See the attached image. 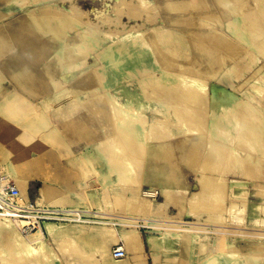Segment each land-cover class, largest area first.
I'll return each mask as SVG.
<instances>
[{
	"label": "rangeland",
	"instance_id": "obj_1",
	"mask_svg": "<svg viewBox=\"0 0 264 264\" xmlns=\"http://www.w3.org/2000/svg\"><path fill=\"white\" fill-rule=\"evenodd\" d=\"M151 1L155 5L150 4L146 8V10H149L146 13L145 9V11H142L135 6L138 0H25L23 1L25 3L22 4L11 0H0V176L8 179V182L14 183L25 195L28 194L31 199L37 201H39L38 199L44 191L50 196L67 200L63 205L76 207L81 205L101 212L100 215L110 216L111 218L117 217L118 221H124L123 219H126V217L138 214L150 215L149 210L131 207L128 200L122 202L120 198L117 199L122 194L126 198L131 193V186L136 183L129 176L126 177L129 178L130 182L127 179L120 178L118 183L119 177L124 175H120L117 168L115 170V168L109 167L107 165L108 161L102 158L96 147L98 141L106 135L119 136L118 140L122 137L120 131L115 128L117 117L110 109L104 108L102 110L99 107L98 97L88 92L84 93V90L94 87L100 89L97 91L98 94L105 91L101 82L105 76L102 67L106 62L103 57L98 55V47H105L113 40L128 34L144 33L141 35L142 40L144 39L143 41L148 47L143 43L141 47L144 50L141 51L145 52L143 54L144 60L152 63L151 69L147 70L148 73L145 70L148 75L144 73L145 76H140L142 74L138 71L126 72L124 67L118 63H121L128 53L125 55L124 52H121V54L118 50L110 51L111 63L107 68L111 73V84L106 90L110 91L120 102L128 103L133 109L139 111L145 128H148L151 122L169 116L173 122L170 125V133L168 132V135H170L168 138L171 141H177L187 135H202L205 141L203 145L208 150H206L205 157H202L200 145L191 144L188 147L191 149L190 151L178 142L175 144L176 146H172V150H169L171 155L168 158L164 156V151L161 153V159H156L151 153L155 150L157 140L150 139L148 143L151 146L145 148L143 150L144 155H142L145 165L140 193L142 194V189L146 185L156 187L162 192L159 183L152 180V175L155 171H160L163 176L164 172L168 170V166L163 161L169 163L171 169L176 171L173 175L168 176L169 179L177 182L180 180L182 183L189 185L191 190H197L202 186V183L200 184L198 180L202 174L200 173L202 169L199 170L200 165H202L208 174L211 175L212 173L213 175L207 181L214 179L215 181L219 180L220 183L221 180H225L227 186L225 194L228 205L231 201L237 204L240 203L236 197L240 193V188L248 190V220L246 223L238 224L233 219V211H225L224 217L227 218L219 222L213 221V218L210 217L211 220L207 219L209 215L207 209L196 210L194 211L196 215L193 214L185 201L190 192H187L180 185L168 187L175 192L176 197L174 200L176 202L173 200L171 204L165 205L162 214L157 215V217H167L166 212H168L181 220L199 221L207 225H214V227H218L217 225L237 227L238 225L240 226L238 228H248L245 231H251V229L264 225L260 222L264 218V211L256 209L258 204L264 206V192L263 195L258 194V190H264V167H262V165L264 166V152L261 151L264 150V136L260 132L261 130H256L260 143L255 145V139H251L254 136L252 134L253 137H249L251 136L249 135L251 130L247 126H237L230 129V139L228 140H226L224 130L213 129L209 126L213 116L212 110H220L223 106L233 105L237 101L246 100L249 103L251 102L260 110L259 112L264 114V93L256 94L252 91L251 86L253 81L259 78L261 69L264 70V32H262L264 26H261V24H264V5L262 4L264 0H259L260 2L257 0ZM71 5L86 11L87 13L84 14L85 20L90 21L84 23L81 27H65L63 29L65 38H59L56 31L51 27L50 29L38 27L30 16L32 9L33 13L41 15H43L42 12L46 14L50 10L52 13L55 12L54 15H57V9L70 8ZM46 7L48 8L43 10ZM136 8L142 11L141 14ZM118 11H121V13ZM237 13H242V16L246 18L244 17L242 22L239 23V26H241L238 27V30L240 31L237 30L238 33L237 31L233 33L231 30L233 24L230 23H232V18L237 16ZM257 14L258 16H256ZM181 17L186 18V20ZM249 17L251 19H248ZM254 17L258 22L253 20ZM172 18L178 20L181 18L182 22L172 20ZM245 20L247 22H244ZM245 27L248 28L246 32L244 31L246 30ZM261 27L262 30H255ZM252 29L257 31L256 33L253 32L254 34L260 32L259 36H262L258 37L252 34L258 42H255L256 40L251 41ZM248 30L250 31L248 32ZM88 32H93L99 41L95 43L84 37ZM246 37L249 39H246ZM254 43L259 45L257 48L260 50L256 48ZM258 51H261V53ZM113 60L119 61L117 63ZM249 61L251 62L247 64ZM178 66L181 68L178 69ZM163 70L200 78L203 82L205 81L207 88L209 87L207 95H194L193 93L198 89L191 84L186 85L179 81H173V83L172 81L161 82L158 77L161 76ZM97 72L99 74H96ZM140 72L142 73V71ZM63 74L67 75V80L62 77ZM100 78L103 79L101 82ZM142 79L145 81H142ZM61 84L63 85L61 86ZM15 88L21 91L22 99H27L26 102L30 101L34 104L30 105L31 103H29V106L25 104L27 107L20 104V107H24L21 108L22 110L15 108L19 107L18 102L14 103L15 106L13 105L11 98ZM212 88H217L220 96L231 92L228 94L229 101L224 103L214 100L212 102L210 98H207V96L209 97V91L212 92ZM153 91H157L158 94ZM150 92H152L153 97ZM192 94L194 96H191ZM154 95L160 98L154 99ZM160 99L163 102H160ZM174 104L177 108L173 106ZM99 108L100 111L97 110ZM104 110H109V112H104ZM42 114L48 118L51 127L55 124L56 127L61 129L64 141L67 144H62L63 141L52 138L55 135H53L54 131L51 130V127L38 121ZM250 118L249 122L255 124L257 117L256 119L255 117ZM101 122H104V126ZM106 124H108V127L105 126ZM162 135H165L164 131L159 133V137H162ZM236 135H240V137ZM55 140L59 141L60 144ZM230 141L235 142L230 146L228 145L231 144ZM110 147L107 153L110 154L112 150L115 156L111 157H116L113 159L114 161L119 158L116 160L119 162L121 158L119 156L120 151L114 146ZM232 147L243 157L252 156L255 157L254 159L261 161L253 160L251 157V162H245L248 164L246 166L247 170L245 168V171H241L235 164H230L232 161H229V152H232V149H230ZM43 148L44 150H41ZM143 148L137 149L141 150ZM141 151H138V153ZM32 161L37 163L39 161V163L34 165ZM11 162L14 163L15 172H11V167L8 165ZM179 162L188 165L194 171L183 165L179 170ZM206 164H209L210 167L211 165L212 167L215 166L214 169L216 168L217 172L214 169V172L210 171L211 168ZM232 165L235 166V170L232 169ZM105 174L108 175L106 181ZM214 174L219 175L218 178L215 175V179ZM220 175L226 179H223ZM125 181L126 183H124ZM23 188H26L27 194L23 191ZM74 191H78L82 197H75ZM91 191H101V193H95L93 195L95 198H90L88 192ZM161 192L157 197L159 201L152 202L154 205L165 202L164 195H161ZM84 194L87 197H84ZM39 202L50 205L60 204H52L47 201ZM91 203L94 207L91 206ZM225 220L226 222H223ZM254 220H258L261 224L252 223ZM229 223H233L232 226ZM142 224L143 222H141ZM207 225H201L199 238L193 236L192 230L190 236V233L180 232L174 228H168L160 233L161 230L146 227L139 228L140 225L138 227H123L121 225L93 224L67 225L66 227L74 230L105 228L116 235L123 231L136 229L142 235L144 250L149 260L148 264H153L148 236L162 237L166 232H169L170 235L169 243L172 247L170 252L178 255V260L188 258L190 264L198 261L197 257L202 254V248L205 252H216L221 245L231 243L238 245L245 251L250 250L252 245H264V238L260 241L251 235L246 237L239 234L224 236L225 233L220 234V232L218 234L214 230L204 228ZM56 226L62 227V225ZM261 227L264 229V226ZM221 231H225L223 227H221ZM260 232L264 233V230ZM182 234H188L190 238L192 237L190 246L180 237ZM106 245L105 248L100 244L97 245V248L96 246L93 248L91 241L77 239L72 247L62 253V256L67 259L74 258L81 250V255L83 254L88 261L85 264H128L131 262L129 253L124 259H116L112 256L113 246H124L123 241L111 239L108 240ZM77 249L78 251H76Z\"/></svg>",
	"mask_w": 264,
	"mask_h": 264
},
{
	"label": "bare ground",
	"instance_id": "obj_2",
	"mask_svg": "<svg viewBox=\"0 0 264 264\" xmlns=\"http://www.w3.org/2000/svg\"><path fill=\"white\" fill-rule=\"evenodd\" d=\"M11 1H13L15 3H19V4L25 3V2H23L25 0H11ZM260 1H262V0H260ZM129 3H131V2H129ZM120 4H121V2H120ZM150 4H154V3H152L151 0H138L137 5H135V6H137L140 10L145 11L146 8ZM258 4H260V3H258ZM262 4L264 5V3H262ZM71 6L72 7H70V8L62 7L59 10L57 9V15H54L55 12L52 13L51 10L50 11L47 10L49 12H47V13L45 12L46 14H44V12H42L43 15H41V14L33 13V9H32L30 11V16H31L32 21H34L35 25H37L38 27H40L42 29L51 27V29L56 31V33H57L56 35H58L59 38H65V36H64L65 34H63V29H65V27H68V26L81 27L84 23H89V21H90V20L89 21L85 20L84 14L87 13L86 11H83L82 9L78 8L77 6H74V5H71ZM48 7L43 8V10L47 9ZM238 8H239V6H238ZM139 9H137V10H139ZM152 9H154V8H152ZM152 9H150V10L152 11ZM140 10H139V14H141L140 12H142ZM147 10L145 11L146 13H148V11H149V10L148 11ZM247 11L249 12L250 10H247ZM118 12L121 13V11H118ZM239 12H241V11H239ZM254 12H255V10H254ZM256 16H258V14ZM244 17L242 16V13H237V16L235 18H232V23H230V24H233L232 29H231L233 31V33L236 32L238 30V27L241 26V25L239 26V23L242 22ZM110 18H112V17H110ZM181 18L183 19V17H181ZM181 18H179V20L176 18H172V20L175 19V21H180V23H181L182 22ZM254 18L255 19H253V18L252 19L256 20V17H254ZM53 19H55V20H53ZM248 19H251V17H249ZM183 20H186V18H184ZM246 20L244 22H247ZM248 21H252V20H248ZM256 22H258V21L256 20ZM96 26L98 27V25H96ZM261 26H264V24H261ZM245 29L246 30H244V31L246 32L248 28L245 27ZM255 30H258V31L262 30V27L260 29H255ZM255 30L253 31V29H252L251 36H252V34L257 32ZM263 30H264V28H263ZM238 31H240V30H238ZM238 31H237V33H238ZM249 31L250 30H248V32ZM117 32L119 33V31H117ZM159 32H161V31H159ZM262 32H264V31H262ZM208 33H211V32H208ZM143 34L144 33H142V34L141 33L128 34V35H125V36H122V37H119V38L113 40L110 44L106 45L105 47H100V48L98 47V51H99L98 55L100 57H103V59L106 62L104 67H102V70L104 72L103 75H105L104 80L102 79L103 80L102 81L100 78V82L102 81L101 83L104 86L105 91H103V93L98 94L97 91H99L100 89L97 87L96 88L94 87V88H90L88 93H91L93 96L98 95V97L100 99H102L103 101H106V103L104 102L106 105L104 104L103 107H101L102 110L105 108V109H110L111 112H114V113L117 112L118 118H117L116 123H115L116 124L115 128H117L116 130L120 131V134L122 137L119 138V140H118L119 136L116 137V135H112V134L106 135L97 143L96 147L99 150L102 158H104L106 161H108L107 165L109 167L115 168V170L117 168L120 175H124L123 177L120 175H119L120 177L118 176L119 177L118 183L120 182V178L127 179L126 176L133 178L131 180H133L134 183H136L135 185H133V183L131 182V184L133 185L130 188L131 193L129 195H127L126 198L122 194L121 196L117 197V199L120 198L122 202L124 200H126V201L128 200L129 206L138 207L141 209L149 210L151 212L150 215H148V214L147 215H142V214L139 215L138 214V215H134L135 217L134 216L126 217V219H123L124 221H119L120 223H123L121 226H123V227H129V226L130 227H138L139 225H141V222H143L146 225H151L152 228L161 230V231H159L160 233H162L163 231H166L168 228H174L180 232H188V233H190L189 235L191 236V230H192V232L194 234L193 236L199 238L200 237L199 236L200 235L199 230H201L200 229L201 225H207L206 223H202L199 221L191 222V221L177 219V218H175L174 215H170L168 212H166L167 217H164V216H161V217L158 216L157 217V215L162 214V211L165 208V205L172 203V201L176 197L175 192L172 189H169V188L165 189V194H164L166 197V198L164 197L165 202H160L159 204L154 205L152 202H157V201H159V199L148 197L144 194V188L151 187V186L144 187L142 189V194L140 193V191H141L140 186L142 185L143 174H144V165H145V162L142 159L143 158L142 155H144L143 150L145 148H148L151 146L150 143H148L150 141V139L157 140L156 144H155V150L151 153L152 156H154L156 159H158V158L161 159V153H163L165 151L164 156L166 158H168L169 155H171L169 153V150H172V148L174 147L173 145H175L178 142H180V144H182L186 150L189 149L190 151H191V149L188 147L191 144L200 145V151L202 153V157L203 156L205 157L206 150H208V149H207V147L205 148L203 145V142H205L204 137L202 135H196V136L187 135L186 137L181 138L177 141H171L168 138L170 136V135H168V132L170 130V125H172L171 123H173V122L169 116H166L164 118L162 117V118L158 119V121H156V122H151L149 124V127L145 128L143 121H141V116L139 115V111H137L136 109H133V107L130 106L128 103L120 102L119 100H117L115 98V96L110 91L106 90L111 84L110 83L111 73L109 72V70L107 68L108 65L111 63L110 62L111 57L109 55L110 51L118 50V51H120V53L124 52L125 55H126V53H128V55H126V56L124 55L125 58H123L121 63H118L119 60L118 61L113 60L114 62H117L120 66L124 67L126 72L138 71L140 74H142L140 76H143V75L145 76V74L148 73L147 70L151 69L150 67L152 66V63H148L144 60L143 54H145V52L141 51V50H144V48H142L141 46L145 42V41H143L144 39L142 40L143 37L141 35H143ZM203 34H205V33H203ZM259 34H260V32L257 34H254V35H257L258 37H262V36H259ZM254 35L252 36L251 41L256 40L255 42H258L257 38H253ZM84 37H86L87 39H89L90 41H93L95 43L97 41H99L93 32H88L87 34H85ZM247 38L248 37H246V39ZM254 44H255L256 48L259 47V45H256L257 43H254ZM144 45H145V43H144ZM248 45H249V43H248ZM145 46H147V44ZM257 49L260 50L259 48H257ZM130 52H131V54H130ZM258 52L261 53V51H258ZM153 62H154V59H153ZM250 62L251 61H249L247 64H249ZM252 62H253V60H252ZM74 68H77V67H74ZM180 68L181 67H179L178 69H180ZM246 68H248V67H246ZM242 69H245V68H242ZM248 69H250V68H248ZM65 70H68V69H65ZM145 70L147 73L145 72ZM169 70H171V69H169ZM258 70H260V69H258ZM140 71H142V73ZM255 73H257V72H255ZM96 74H99V72H97ZM131 74H134V73H131ZM103 75H101V76H103ZM149 76H150V74H149ZM64 78L66 79V77H64ZM97 78H99V77H97ZM158 78L161 80V82H166V83H167V81L168 82L172 81V83H173V81L174 82L179 81L180 83H183L186 85L191 84L193 87L198 89V90H196V92L193 93L194 95L196 94L197 96H199V95L206 96L208 93L207 92L208 91L207 85L204 83L205 81L203 82L200 78H197V77L192 76V75H187L184 73H176V72H171V71L168 72V71L163 70L161 76ZM154 79H156V78L154 77ZM142 81H145V80L142 79ZM149 81H150V79H149ZM157 81L160 82L158 79H157ZM179 82H177V83H179ZM151 83H153V82H151ZM169 84H171V83H169ZM62 85L63 84H61V86ZM251 86L253 88L252 91H254L256 94L257 93H259V94L264 93V70L263 69H261V73H260L259 78L254 80ZM153 88H155V87H153ZM153 92H155V94H158L157 91H153ZM150 93L152 95V92H150ZM193 94L191 96H194ZM22 96L23 95L21 92H19L16 89L13 90V94L11 96L13 105H14V103H17V102H18L17 104L19 105V107H15V108L21 109L24 107H20V104H22V106L24 105L27 107V105H25V104H28V106H29V103H31L30 101L26 102L27 99L26 100L22 99L23 98ZM155 96L156 95H154V99L160 98L159 96L158 97L157 96L155 97ZM152 97H153V95H152ZM207 98H209V97L207 96ZM217 98H218V96H217ZM163 99H164V97H163ZM164 100H166V99H164ZM160 102H163V101H161V99H160ZM215 102H217V101H215ZM32 104H34V103L32 102L30 105H32ZM169 104H171V103H169ZM173 106L176 107L175 104ZM174 107H173V109H174ZM97 110L100 111L101 109L99 108ZM105 111L109 112V110H104V112ZM259 111L260 110L257 109V107L254 104H251V102L249 103L246 100L237 101L233 105L223 106L222 109H220V110L219 109L212 110L213 116H212V119L210 121L211 123H209V126H210V128H213V129L224 130L226 140L230 139V129L237 127V126H239V127L247 126L251 130V134H249L247 132L246 133L251 135V136H249L250 138L254 136L255 138L253 137L251 139H255V141H254L256 143L255 145H258V143H260L259 142L260 138L257 135L258 133H256V130H258V131L261 130L260 132L264 136V114L259 112ZM97 113L98 112L96 111V114ZM99 113H101V112H99ZM41 116L42 117L38 121L40 123L42 122L43 125L50 126L48 118L46 116H43V114ZM250 117H252V118L255 117V119L257 117V121L255 124L254 123L251 124L249 122V119L251 120ZM205 120H207V119H205ZM38 121H34V122H38ZM101 124H103L102 126H104V122L103 123L101 122ZM107 125L108 124H106L105 126H107ZM51 130L54 131V134L53 133L52 134L55 135V137L52 136V138H54V139L56 138L57 140L63 141L62 144L63 143L67 144L64 141L63 133L61 132V130L58 127L55 126V124L52 125ZM245 130H247V129H245ZM104 131H106V130H104ZM163 131L165 132V135L164 136L162 135V137L161 136L159 137V133L163 132ZM248 132H250V131H248ZM109 133H111V132H109ZM112 133L114 134V132H112ZM154 133H156V134L154 135ZM116 134H118V133H116ZM120 134H118V135H120ZM252 134H253V136H252ZM237 137H240V135ZM236 141H237V139H236ZM56 142L59 143V141H56ZM233 142H235V141H233ZM233 142H231V144H228V145L231 146ZM263 144H264V142H263ZM182 145H180V146H182ZM110 146H114L116 149H118L121 154H119L117 152L116 153L119 154V156H121V158H123V159L120 158L119 162L116 161L119 158L114 161L113 159L116 158V157L113 158L115 156V153L112 152V150H111L112 155H111V152H110V154L107 153V150L109 148H111ZM137 148H139V149L143 148V149H141L142 150L141 151V150H138ZM230 149H232V152H229V161H232V162H230V164H233V165L235 164V166L239 170L245 171V168L248 165L245 162L246 161L251 162L252 156L251 157L250 156L243 157L236 150H233V147ZM138 151H141V152L138 153ZM261 151L264 152V150H261ZM158 153H159V156H158ZM108 155H110L109 158H108ZM111 156H113V157H111ZM176 158H177V156H176ZM254 158H253V160H256ZM260 158H262V157H260ZM111 159L113 160V162ZM177 159H179V158H177ZM257 160H259V159H257ZM259 161H261V160H259ZM253 162H255V161H253ZM8 165H10V167H11V172H15L14 163L11 162V163H8ZM206 165L209 166V164H206ZM233 165L231 166L232 169H234V167H235ZM214 167L215 166L212 167V165H211V167H210L211 170L209 168H207V169L210 171H213ZM262 167H264V166L262 165ZM171 170H172L171 171L172 173H170L169 175H173L174 172H176L173 169H171ZM199 170H201L200 173H202V174L198 180H199L200 184L202 183V186L199 189L190 192V194L186 197V200H185L186 205H187V207H189L191 209V212H193V214H195L194 211H196V210L201 211V209H205V210L207 209L208 214H209L207 216V219L213 218V221L219 222V221L224 220V218L225 219L227 218V217H224L225 211H229V212L233 211V213H234L233 219L238 224L241 225V224L246 223V221L248 220V215H247V213H248V200H247L248 190L246 188H240L239 189L240 193L237 194L238 196H236L238 198L237 200H239L240 203L237 204V203L231 201L230 205H228L226 194H225V188L227 187L225 184V180H221L220 183L218 182L219 180L215 181L214 179L212 181H207L209 178H211V176H213L212 173H211V175L208 174L205 167L202 165H200ZM246 170H247V168H246ZM214 171L217 172L216 168L214 169ZM260 171H263V170H260ZM113 172H115V171H113ZM246 172L248 173V171H246ZM246 172H243V173H246ZM215 175L216 174H214V178L216 179V176L218 178L219 175H216V176ZM107 176L108 175L105 176V181L108 178ZM220 177H223V179H226L224 176L220 175ZM123 179H121V180L123 181ZM4 180L8 182V179L4 178ZM127 180H129V178ZM129 182H130V180H129ZM124 183H126V181ZM234 185H237V184H234ZM228 186H230V185H228ZM152 188H155V190H158L159 194H160V192H161L160 189H158V188L156 189V187H152ZM23 191L26 194L28 193L26 188H23ZM263 192H264V190H261V191L258 190V194L263 195ZM73 194L75 197H82L78 191H74ZM162 194L163 193L161 192V195ZM23 195L26 196L25 194H23ZM83 196L87 197L86 194H84ZM26 197H28V196H26ZM93 197H91V198H93ZM182 198H184V197H182ZM166 199H167V201H166ZM38 200L51 202L52 204L53 203L54 204H56V203L64 204L67 202V200H65V199L50 196L47 192H44V191L42 192V195L40 196V198ZM174 201L176 202V200H174ZM39 203H42V202H39ZM44 204H47V203H44ZM56 205H58V204H56ZM173 205H175V204H173ZM53 206H55V205H53ZM60 207H62L63 209H69V210L93 211L92 213L97 214L100 217L111 218L110 216L100 215L101 212H98L97 210L88 209L85 207H76V206H60ZM256 209L260 210V211H264V206L258 204L256 206ZM202 211H204V210H202ZM197 215H198V213H197ZM230 218H231V216H230ZM111 219L119 220L117 217L116 218L112 217ZM233 219L231 220V222L233 221ZM263 219L264 218H262V220L260 221L262 224L264 223ZM223 222H226V220ZM50 223H52V224H50ZM237 223H235V224H237ZM252 223H254V224L258 223V225L261 224V223H259L258 220H254ZM55 224L56 223L48 222V223H46L47 230L45 232H43L41 229H38L37 231H34V232L26 235L25 233H23L21 231V229L17 225L14 224L13 221H11L10 219H8L6 217H0V264H85L88 261L85 259V256L83 254L81 255L80 249H79L80 251H78V249L76 250L79 253H77V255L74 256V258L71 257V258L67 259V258H63V256H62V253L65 250L72 247L74 245V243L77 241V239H84L86 241H91L93 244V248H95L94 246H96V248H97V245H99V244L103 245V247L105 248V247H107L106 243L108 242V240L119 239V240L123 241L124 246H122V247L124 248L126 254L124 256H121V257H115L113 255V253L111 252L112 256L114 258L124 259L128 256V253H129L131 262L128 264H148V262H149L147 255L145 253V250H144L142 235L136 229H130L127 231H123L119 235H116L113 232H111L110 230L105 229V228H100L97 230H93V229H90V230H86V229L74 230L72 228H67L66 226L65 227L64 226L57 227ZM229 224H231V223H229ZM232 224H231V226H232ZM217 226L218 227H214V225L208 224L207 227H204V228H206L207 230H209V229L214 230L218 234L220 232H221L220 234L225 233L224 236H230V234H237V235L239 234V235L246 237L247 235H251L252 237L257 238L260 241H262V238H264V233L260 232V231L264 230L261 227L264 225L256 227L253 230L250 228L251 231H245V230H248V228L247 229L238 228V227H240L238 225H237V227L236 226L235 227L219 226V225H217ZM221 227H223V229L225 230L224 232L221 231ZM248 233H250V234H248ZM218 234H216V235H218ZM189 235L188 234H182L181 236L180 235L179 236L181 238H183L184 242L186 241V243L189 244V246H190L192 237L190 238ZM169 237H170L169 232L164 233V235L162 237H156L153 235L148 236V242L150 243V247H151V257L153 260V264H185V263L190 264V260L188 258H183L182 260H178V255L172 254L170 252L172 250V247H171V244L169 243ZM191 248H192V246H191ZM201 250H203L204 252L201 251L202 254H199L197 257L198 261L196 263H192V264H264V245L263 244L262 245L261 244L252 245V246H250V250H245V251L242 250L238 245L231 244V243H226V244L221 245L219 250H217L216 252H207V251L205 252V250L203 248ZM201 255H203V256H201ZM96 259H98V257H96Z\"/></svg>",
	"mask_w": 264,
	"mask_h": 264
},
{
	"label": "built area",
	"instance_id": "obj_3",
	"mask_svg": "<svg viewBox=\"0 0 264 264\" xmlns=\"http://www.w3.org/2000/svg\"><path fill=\"white\" fill-rule=\"evenodd\" d=\"M144 194L148 197L157 198L159 191L152 187L144 188ZM93 211L69 210L60 206L39 203L22 194L19 187L14 183L4 180L0 176V217H6L14 222L26 235L41 229L46 231V223L53 222L58 225H122L117 219L100 217ZM152 229L151 225L143 223L139 226ZM112 253L115 257L126 254L120 245L113 246Z\"/></svg>",
	"mask_w": 264,
	"mask_h": 264
},
{
	"label": "crops",
	"instance_id": "obj_4",
	"mask_svg": "<svg viewBox=\"0 0 264 264\" xmlns=\"http://www.w3.org/2000/svg\"><path fill=\"white\" fill-rule=\"evenodd\" d=\"M259 1V0H258ZM1 27V26H0ZM48 29H50V28H48ZM62 77L64 78V77H66V80H67V75L66 74H63L62 75ZM16 90H18V88H15ZM208 90H209V87H208ZM19 92H21L20 90H18ZM89 91V89L88 90H84V93L86 92H88ZM211 93V94H210ZM231 93V92H230ZM230 93H226V94H224L223 96H220L219 95V93H218V89L217 88H212V92H210L209 91V98H210V100L212 101V102H214V100H219V101H222V102H224V103H226V102H228L229 101V99H228V97H229V95L228 94H230ZM232 95V94H231ZM95 97H98V95H94ZM217 96H218V98H217ZM99 98V97H98ZM103 100L102 99H100L99 98V107L101 108V107H103V105L106 103H103L102 102ZM139 105H141V104H139ZM114 113V112H113ZM114 115L118 118V115H117V112H115L114 113ZM120 116V115H119ZM60 129V128H59ZM61 130V129H60ZM102 139V138H101ZM100 139V140H101ZM99 140V141H100ZM98 141V142H99ZM41 150H44V148L43 149H41ZM164 163H166V165L168 166V170L166 171V172H164V175L162 176V173L160 172V171H155L154 173H153V175H152V180H154V181H156V182H158L159 183V185H160V187H161V189H162V193H163V195L165 194V189L166 188H168L169 186H175V185H180L181 187H183V189H185V190H187V192L189 191V192H192V191H194V190H191L190 189V187H189V185H187V184H184V183H182L180 180L177 182V181H172L171 179H169V173L171 172V165L169 164V163H167L166 161H163ZM32 163L34 164V165H38V163H39V161H38V163L37 162H33L32 161ZM179 165H180V168H179V170H181V168H182V165L183 166H185V167H187L188 169H190V170H193V168H191V167H189L188 165H186V164H184V163H182V162H179ZM194 171V170H193ZM115 178H117V177H115ZM179 179V178H178ZM171 182V183H170ZM173 182V183H172ZM142 183H143V180H142ZM164 185V186H163ZM146 186H150V185H146ZM145 186V187H146ZM22 192V191H21ZM23 193V192H22ZM95 193H101V191H96V192H88V194H89V197L91 198V197H93V195L95 194ZM24 194V193H23ZM26 196H29L28 194L26 195ZM30 197V196H29ZM164 197H165V195H164ZM166 198V197H165ZM166 201H167V199H166ZM171 204V203H170ZM79 205V204H78ZM55 206H71V205H63V204H58V205H55ZM91 206L92 207H94V205H92V203H91ZM79 207H83V206H81V205H79ZM91 207V208H92ZM50 224H52V223H50ZM48 225V224H47ZM55 225H57V224H55ZM46 230H47V226H46Z\"/></svg>",
	"mask_w": 264,
	"mask_h": 264
}]
</instances>
